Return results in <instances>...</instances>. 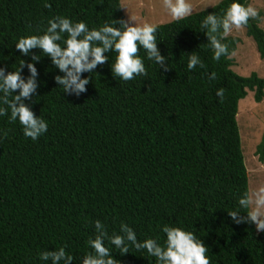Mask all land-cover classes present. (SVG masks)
<instances>
[{"label":"trees","instance_id":"16d2710c","mask_svg":"<svg viewBox=\"0 0 264 264\" xmlns=\"http://www.w3.org/2000/svg\"><path fill=\"white\" fill-rule=\"evenodd\" d=\"M233 2L157 26L163 61L149 59L142 47L137 53L146 75L124 81L113 72L117 54L105 52V63L79 74L89 83L78 93L57 82L67 73L50 55L38 47L23 54L16 43L46 33L49 20L59 23L62 17L90 29L111 25L123 32L121 0H0V69L5 76L18 71L36 85L19 100L20 89H0V264H66L65 257L55 259L61 249L72 257L68 264H84L87 256L157 264L146 249L137 250L127 232L136 234L137 244L155 239L164 245V226L194 233L210 264H264V232L247 219L251 206L239 205L250 195V174L238 123L240 102L249 92L258 104L264 101V78L233 70L240 38L225 36L222 27L213 33L211 25L202 26L209 15L222 20ZM262 18L259 13L243 28L264 59ZM56 32L64 48L67 33ZM210 37L227 47L219 61ZM193 54L204 66L189 70ZM12 105H24L46 121L47 132L35 141L26 137L19 121L11 120ZM257 156L264 162V135ZM232 211H239L240 223ZM116 236L123 238L121 247L111 243ZM97 238L109 257L89 246Z\"/></svg>","mask_w":264,"mask_h":264},{"label":"clouds","instance_id":"9594fccd","mask_svg":"<svg viewBox=\"0 0 264 264\" xmlns=\"http://www.w3.org/2000/svg\"><path fill=\"white\" fill-rule=\"evenodd\" d=\"M164 5L170 9L172 17L179 21L192 14L193 8L186 0H164ZM258 16V12L252 6L245 7L239 2H234L225 12L222 20H218L216 16L209 15L202 26L207 28L211 25L213 33L218 32L221 27L225 36L229 34L233 26L239 29L245 26L250 18ZM50 25L47 32L40 35H32L21 37L16 43V49L23 54H27L30 49L40 48L45 54L51 56L57 67L67 73L66 78L57 77V82L67 88L74 86L79 92L85 91L84 85L89 83L88 79L81 80L79 74L83 71H91L98 64H103L108 57L105 52H115L116 60L113 64V72L121 77L124 81L134 79V74H147L143 59L137 55L139 48L142 47L148 52V58H155L157 63L163 61L159 51L156 48V37L154 33L157 28L151 24L144 27L128 26L125 31L121 32L118 28L111 25H104L99 30L90 29L88 25L81 22H73L71 19L62 17L57 23L56 19L49 20ZM59 28L60 33H67V38L64 40L65 47L62 48L57 41L61 40V35L56 32ZM48 33H52L49 35ZM81 34H86L83 39H77ZM101 42L102 46H93V42ZM211 46L214 49L213 59L220 60L222 55L227 53V47L222 45L215 37H210ZM91 57V60H89ZM203 67L202 61L193 54L189 57L188 69L192 70L197 67ZM71 66V68H69ZM28 68L32 77L36 76V68L29 64ZM215 79L213 73L210 77ZM0 79L3 83L0 89L5 92L20 89V95L16 97H29L35 90L34 79H29L27 82L21 79L19 72H13L4 75L0 69ZM224 90L219 89L217 95L223 97ZM11 120L19 121L23 126V132L26 137L32 140H37L41 133H46L48 124L46 121L36 118L33 112L24 105L16 107L12 105ZM4 115V110L0 109V116ZM254 197V199H253ZM239 205L242 208L255 206L254 209L247 214V219L256 224L257 231L264 232V188H260L252 195L244 196L239 200ZM239 211L229 212L233 220H236ZM240 223V220H236ZM246 222V221H245ZM100 225L97 224V227ZM163 232L166 235V242L161 245L155 239H146L143 244H137L136 234L130 230L127 232V239L132 241L137 250L146 249L147 253L156 258L157 264H210L209 258L205 255L207 248L202 241L197 239L194 233L183 230L179 227L164 226ZM111 243L117 247L124 244L123 238L116 236L111 240ZM89 246L95 250L99 257H109V250L104 246L103 240L97 238L89 241ZM123 252H127V247H122ZM61 257H65L66 264L71 261V256H66L63 249L55 256L59 261ZM47 255L42 256V259H47ZM84 264H114L113 259H95L87 256Z\"/></svg>","mask_w":264,"mask_h":264},{"label":"rangeland","instance_id":"374dc122","mask_svg":"<svg viewBox=\"0 0 264 264\" xmlns=\"http://www.w3.org/2000/svg\"><path fill=\"white\" fill-rule=\"evenodd\" d=\"M223 1L186 0L193 8L191 15L214 8ZM121 2L127 27H144L147 24L157 27L176 21L172 17L170 9L164 5V0H121ZM249 6L255 8L258 14L263 13L261 27L264 29V0H250ZM229 35L241 39V43L233 55V70L240 76L249 77L253 73H257L261 78H264V59L260 57L256 43L248 37L246 29L243 27L237 29L233 26ZM238 123L245 162L250 174V195H252L260 188H264V162H261L257 156L258 146L264 135V101L258 104L253 92H249L248 97L240 102ZM254 207V205L251 206V210ZM261 211L264 212V209ZM258 233L261 232L258 231Z\"/></svg>","mask_w":264,"mask_h":264}]
</instances>
